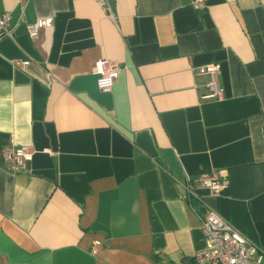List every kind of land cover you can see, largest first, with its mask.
Segmentation results:
<instances>
[{
    "label": "crops",
    "instance_id": "obj_1",
    "mask_svg": "<svg viewBox=\"0 0 264 264\" xmlns=\"http://www.w3.org/2000/svg\"><path fill=\"white\" fill-rule=\"evenodd\" d=\"M107 3L0 0V264H194L207 209L264 253V0ZM100 58L123 65L108 92ZM11 145L35 149L23 172ZM211 171L227 186L188 197Z\"/></svg>",
    "mask_w": 264,
    "mask_h": 264
},
{
    "label": "built area",
    "instance_id": "obj_2",
    "mask_svg": "<svg viewBox=\"0 0 264 264\" xmlns=\"http://www.w3.org/2000/svg\"><path fill=\"white\" fill-rule=\"evenodd\" d=\"M206 0H190L192 7L196 10L205 8ZM106 11L109 10L107 0H96ZM110 18L114 15L109 13ZM10 13H0V38L10 33ZM52 17H38L32 22L25 23L27 35L35 39L42 28L51 27ZM28 62L17 61L19 67H24ZM123 65L116 61L100 58L95 61V74L97 75V87L101 91L111 90L113 82L119 75ZM220 64L211 63L203 66L199 74L207 76L204 82L206 93L205 100H221L224 92L219 85L218 75ZM35 149L31 145L8 146L2 149V166L10 173H18L26 170L27 162L31 161ZM227 186L225 178L217 171H211L199 175L196 179L187 180L185 189L188 197L195 188H204L213 194H218ZM201 230L204 234L205 245L193 256L194 264H262L264 253L248 239H246L230 223L211 209L204 210L199 215ZM100 244L97 241L90 245V253L96 254Z\"/></svg>",
    "mask_w": 264,
    "mask_h": 264
}]
</instances>
